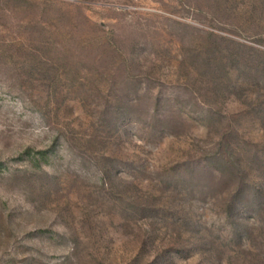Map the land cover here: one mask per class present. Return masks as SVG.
I'll return each instance as SVG.
<instances>
[{
    "label": "rangeland",
    "instance_id": "obj_1",
    "mask_svg": "<svg viewBox=\"0 0 264 264\" xmlns=\"http://www.w3.org/2000/svg\"><path fill=\"white\" fill-rule=\"evenodd\" d=\"M0 264H264V0H0Z\"/></svg>",
    "mask_w": 264,
    "mask_h": 264
}]
</instances>
